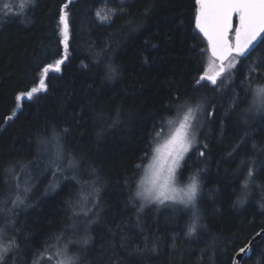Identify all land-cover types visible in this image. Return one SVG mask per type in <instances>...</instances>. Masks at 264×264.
Instances as JSON below:
<instances>
[{
    "label": "trees",
    "instance_id": "obj_1",
    "mask_svg": "<svg viewBox=\"0 0 264 264\" xmlns=\"http://www.w3.org/2000/svg\"><path fill=\"white\" fill-rule=\"evenodd\" d=\"M65 5L67 59L45 77L46 91L16 109V95L39 87L40 70L64 55ZM194 13L195 0H0V240L16 243L4 264H55L65 255L79 256L75 264H232L264 228V112L249 106L250 89L264 86V44L230 57L216 85H197L218 64ZM198 104L204 122L180 168L200 182L188 235L191 207L147 203L138 212L130 198L157 133ZM54 133L65 149L56 175L41 153H50L41 141ZM14 179L29 188L18 207L7 198ZM241 264H264V233Z\"/></svg>",
    "mask_w": 264,
    "mask_h": 264
},
{
    "label": "snow or ice",
    "instance_id": "obj_2",
    "mask_svg": "<svg viewBox=\"0 0 264 264\" xmlns=\"http://www.w3.org/2000/svg\"><path fill=\"white\" fill-rule=\"evenodd\" d=\"M4 7L8 8V5L6 4ZM66 7L67 5L61 7L59 15L60 32L63 36L60 43L64 45V55L60 59L55 60L54 65H45L40 70L39 87H33L28 91L16 95V109L21 108L22 99L26 98L31 100L38 92L46 91L47 85L45 83V77L53 67L55 71L59 72L60 66L67 59L68 14L65 11ZM115 14V12H112L110 15L100 17L101 22H108ZM97 15L99 16V13ZM233 16L238 21L235 26L232 22ZM194 27L207 41L208 52L211 57L222 62L220 69V73H222L225 71L223 67L224 60L233 56L247 58L256 47L264 44V0H195ZM233 32L234 36L230 35ZM260 67V65H256V67L250 68L249 77L246 78L249 82L251 72H257ZM106 68V78L113 79L118 71L117 68L112 64L107 65ZM220 73L213 76L201 75L196 80V84L199 85L202 81L208 80L211 84L216 85L217 76ZM250 90L253 93V106L257 108V111L264 112V86ZM200 107L201 105L199 104L195 108L187 106L180 127L171 133L165 141L163 146L165 151L163 154L159 146L152 148L151 162L145 167V175L151 172L154 177L152 187H144L145 180L142 178L137 183L136 191L130 198L131 201H140V205L137 208L138 212L142 211L147 203L153 201L160 204H163L165 201H172L174 203H180L185 207H191L193 210V220L188 227V235L196 231V219L198 216L197 198L200 190L199 179L196 175H193L190 177V182L182 189L172 187V184L176 181V170L180 167L181 160L184 159L185 153L189 151L195 140L193 121H195L196 113L200 110ZM208 115H212V113H208ZM15 116L16 111L14 110L10 116L5 117V121H10ZM159 135L160 133H157V136ZM41 144L45 150L51 153L49 165L55 169L54 175H56V173L61 171L59 161L65 156L61 136L60 134L54 133L52 137L41 141ZM200 155L203 156L204 152L201 151ZM74 166V160L69 159V167ZM140 167L142 165H137V168ZM254 171V168L250 167L248 169L247 178L243 185L245 190L254 177ZM16 189L15 198L11 200L13 207L24 204L23 196L29 191L27 186L21 191L19 184L16 185ZM94 191L98 194L99 189L94 187ZM237 203H243V199L237 201ZM261 207L264 208V203L261 204ZM261 233H264V228L257 232L256 236H260ZM3 235L4 229L0 228V237ZM81 242L87 244L89 241L87 238H83ZM251 244L252 241L250 240L248 244H245L244 247L239 249V252L247 254L251 251ZM15 247L16 243L14 239L9 240L7 243L0 240V264H4L6 257ZM66 250L67 246H65V252ZM79 259V256L65 255V258L60 261V264H75ZM233 264H236L235 260Z\"/></svg>",
    "mask_w": 264,
    "mask_h": 264
},
{
    "label": "rangeland",
    "instance_id": "obj_3",
    "mask_svg": "<svg viewBox=\"0 0 264 264\" xmlns=\"http://www.w3.org/2000/svg\"><path fill=\"white\" fill-rule=\"evenodd\" d=\"M62 38H63V36H62ZM233 65H234V63H233ZM228 66H229L228 62L227 61H224L223 62V67H224L225 70L227 69ZM252 101H253V98L251 99L250 103H252ZM249 106L252 107V109H253L254 112L255 111L256 112H259V111H257V108L253 106V104H250ZM249 110H250V107H249ZM203 112H204L203 109L200 107V110L196 113V119H195V121H193V123H194V129H193V131L195 133V140L193 142L192 147L189 149V151L185 153L184 159L181 160L180 167L176 170V181L172 184V187H175L177 189L184 188L190 182V177H192L193 175H196L198 177V179H199L198 173H193L190 176L185 175V177L183 178V175L182 174L180 175V168L182 167L183 162L186 160V157L197 146L196 145L197 144V141H196L197 140V135H198L200 129L202 128V125H203V122H204ZM184 115L185 114H181L178 118H174L170 123H168L166 125V128L165 129L163 128L159 132L160 135L157 137V140H156V143H155L154 148L157 147V146H159L161 148V153L162 154L165 151L164 150V147H163L164 144H165V141L169 138V136L171 135V133H173L177 128L180 127V124L183 121ZM41 153L43 155L46 154L49 158H51V153H47L46 151H41ZM151 156H152V153L150 155L149 161L146 163V165L144 167H142V174H141V178H140V180L142 178L145 180L144 187H146V188L152 187V180L154 179V177H153V175H152L151 172H149L147 175H145V167L150 164V162H151ZM64 169H68V167L67 168L65 167ZM62 172H64V171H62ZM58 184H59V182H57L55 186H57ZM7 185L11 188V192H12L11 193L12 196L9 195L7 198H10V196H11L14 199L15 198V192L17 191V189H16L17 183L15 182V179L12 180V181L8 180V184ZM169 194H172V193H169ZM153 203H157V202L153 201V202L148 203V204H153ZM157 204H160V203H157ZM163 204L175 205V204H180V203H174L172 201H165ZM180 205H182V204H180ZM182 206H184V205H182ZM56 257L58 259V255ZM50 259L52 260L53 259V256H50ZM55 264H60L59 260H57L55 262Z\"/></svg>",
    "mask_w": 264,
    "mask_h": 264
},
{
    "label": "water",
    "instance_id": "obj_4",
    "mask_svg": "<svg viewBox=\"0 0 264 264\" xmlns=\"http://www.w3.org/2000/svg\"><path fill=\"white\" fill-rule=\"evenodd\" d=\"M234 19H236V21H237V18L235 17V16H233V24H234ZM238 22V21H237ZM198 32V31H197ZM199 33V32H198ZM200 34V33H199ZM202 37H203V35L202 34H200ZM204 38V37H203ZM206 41V40H205ZM207 42V41H206ZM217 62H218V71H217V73H220V69H221V61L220 60H218V59H215ZM225 61V60H224ZM223 61V62H224ZM217 73H215L214 75H216ZM223 73V72H222ZM222 73H220V74H222ZM218 77V76H217ZM243 258H242V254L241 255H238L236 258H234V260L236 261V264H240V262H241V260H242Z\"/></svg>",
    "mask_w": 264,
    "mask_h": 264
},
{
    "label": "bare ground",
    "instance_id": "obj_5",
    "mask_svg": "<svg viewBox=\"0 0 264 264\" xmlns=\"http://www.w3.org/2000/svg\"><path fill=\"white\" fill-rule=\"evenodd\" d=\"M262 236V233H261V235L260 236H253L250 240L252 241V244H251V246L250 247H252V245L255 243V242H257L259 239H260V237ZM248 244V243H247ZM249 253V252H248ZM248 253L247 254H245V253H240L239 252V250L235 253V255H234V257H233V260H232V264H233V261H234V258H236L238 255H241L242 254V260H241V262H240V264L242 263V261L244 260V258L248 255Z\"/></svg>",
    "mask_w": 264,
    "mask_h": 264
}]
</instances>
